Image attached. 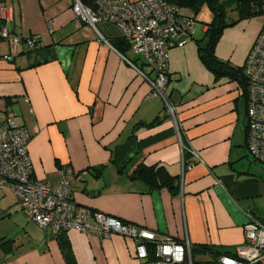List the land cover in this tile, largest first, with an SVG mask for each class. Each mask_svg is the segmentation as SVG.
I'll return each instance as SVG.
<instances>
[{"label": "crops", "instance_id": "crops-1", "mask_svg": "<svg viewBox=\"0 0 264 264\" xmlns=\"http://www.w3.org/2000/svg\"><path fill=\"white\" fill-rule=\"evenodd\" d=\"M74 1L0 0V24L8 15L22 38L13 44L0 37V123L12 115L31 132L37 178L56 184L63 166L82 172L74 192L80 204L148 228L159 240L188 237L193 245L235 252L248 213L264 219V163L247 147L241 78L215 75L199 56L211 10L205 5L187 42L170 48L167 91L182 124L180 140L163 100L147 98L149 84L122 56L139 55L130 46L124 54L115 48L120 28L88 26ZM263 26L261 15L225 28L217 57L242 68ZM28 37L41 45L29 49ZM140 165L164 166L173 186L147 182ZM8 192L15 195L0 188V238L13 240L14 249L0 252V264H144L125 236L76 229L54 236L18 201L5 203Z\"/></svg>", "mask_w": 264, "mask_h": 264}, {"label": "built area", "instance_id": "built-area-1", "mask_svg": "<svg viewBox=\"0 0 264 264\" xmlns=\"http://www.w3.org/2000/svg\"><path fill=\"white\" fill-rule=\"evenodd\" d=\"M73 8L78 19L95 30L99 22L120 28L122 37L139 55L137 60L122 55L123 58L149 84L147 98L163 100L181 140L182 124L167 91L170 48L187 42L196 18L167 0H94L92 4L75 0ZM8 22V15H4L0 37L13 44L21 42L22 38L12 32ZM24 42L29 49L41 45L32 37ZM5 58L11 60L12 56ZM243 69L248 83L247 147L256 160L264 163V27ZM31 138L27 127L18 124L12 115L0 123V188L8 187L13 191L32 221L50 229L54 236L76 229L103 237L114 234L128 237L136 242V257L144 264H194V245L188 237L159 240L148 228L76 203L72 199L73 187L82 175L71 166L60 169L56 184L37 178L29 151ZM219 261L221 264L264 262L263 220L248 213L244 242L236 247L233 256L222 255Z\"/></svg>", "mask_w": 264, "mask_h": 264}, {"label": "trees", "instance_id": "trees-1", "mask_svg": "<svg viewBox=\"0 0 264 264\" xmlns=\"http://www.w3.org/2000/svg\"><path fill=\"white\" fill-rule=\"evenodd\" d=\"M169 2L179 5L181 8L190 9L195 15H198L202 8L206 5L211 10L213 17L208 23V28L204 34V38L198 41L199 45V56L203 63L217 76L225 74L241 78V83L245 86V91L248 93L247 78L244 75V69L233 68L228 62L220 60L216 55V47L219 42L225 28L236 25L243 19H249L257 16L264 15V0H167ZM92 4V3H89ZM232 9L237 12V17L229 20V10ZM115 48L120 53L124 54V51L129 47L127 41L122 37L119 44L115 43ZM141 166V165H140ZM138 167L136 171L141 172L144 177L147 178V182L160 185H167L172 187L174 179L164 166L154 165L153 167ZM64 167V166H63ZM62 168V167H61ZM101 169V168H100ZM80 175L82 172L77 171ZM82 178V177H81ZM81 180V179H80ZM79 180V181H80ZM78 181V182H79ZM77 182V183H78ZM73 187L72 199L77 202L74 198L75 187ZM82 205V204H80ZM84 206V205H82ZM87 207V206H86ZM93 210V209H91ZM96 211V210H93ZM264 222V219H262ZM14 249L13 240L0 238V252L5 253L12 252ZM193 256L195 257L199 253H208L212 259L207 261L194 260V264H221L219 261L222 255H234V252L226 251L220 252L209 248L207 245L193 246ZM264 264V262L256 263Z\"/></svg>", "mask_w": 264, "mask_h": 264}, {"label": "rangeland", "instance_id": "rangeland-1", "mask_svg": "<svg viewBox=\"0 0 264 264\" xmlns=\"http://www.w3.org/2000/svg\"><path fill=\"white\" fill-rule=\"evenodd\" d=\"M229 20L230 19H232V18H236L237 17V12L236 11H234V10H232V9H230L229 10ZM264 16V15H263ZM200 25V23H197V26H199ZM264 27V26H263ZM199 29V28H198ZM197 35H200V37H202L203 36V34H201L199 31H197ZM257 162H259V161H257ZM10 189V188H9ZM5 190H7V189H5ZM2 191V190H1ZM17 197H15V195H13L12 193H9L8 192V195L6 196V199L4 200V202L5 203H7L8 205H15L16 203H17V201H18V199H16ZM0 221H1V219H0ZM9 224L10 225H12V221H9L8 223H6V226H9ZM13 226V225H12ZM8 229H10L11 230V227L9 226V228ZM87 234H90V233H87ZM92 234V233H91ZM198 256H196V258H197Z\"/></svg>", "mask_w": 264, "mask_h": 264}]
</instances>
